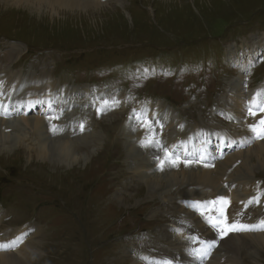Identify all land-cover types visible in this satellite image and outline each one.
I'll return each instance as SVG.
<instances>
[{"label": "rangeland", "instance_id": "rangeland-1", "mask_svg": "<svg viewBox=\"0 0 264 264\" xmlns=\"http://www.w3.org/2000/svg\"><path fill=\"white\" fill-rule=\"evenodd\" d=\"M102 1L105 2L100 7L90 11L64 10L54 15L45 5L40 9L0 0V33L5 32L18 40L0 38V57L16 49L12 52L15 57L12 70L22 68L25 75L45 73L62 84L86 85L93 93L114 89L125 103V108L115 115H105L99 123L98 115L94 117L97 129L104 131L99 140L106 143L94 157L93 147L86 149L76 145L72 149L80 154L79 159H71V154L67 159L59 158L51 152L41 156V152L32 148L30 151L14 150L12 146L8 147L9 151L0 153V177L5 179L2 192L0 188V203L31 212L34 220L29 224L43 225L39 239L33 241L35 246L24 254L38 248L33 264H133L131 255L136 252L153 257L170 255L174 251L175 259L179 244L194 256L192 244L202 221L195 223V213L191 212L188 215L191 225L184 229L176 222L184 216L167 205L178 204L191 194L175 191L173 196H166L163 192L185 184L186 179L175 176L174 185L153 189L140 175L146 169L139 167L137 153L140 158H150L154 162L152 156L157 147L139 145L138 136L148 128L133 121L134 113L125 127L137 136L136 148L128 145L130 134L121 128L123 119L135 107L151 106L162 111V114L156 111L159 118L172 111L185 123L196 121L209 126L218 120L226 121L217 105L223 106L222 98L228 96L230 82L238 76L237 67L229 61L228 50L232 45L236 49L240 41L252 35L264 37V0ZM3 46L7 50L1 49ZM263 61L254 75L256 78H252L255 83L263 78H260L264 75ZM107 101L112 104L109 99ZM180 122L174 126H180ZM164 126V123L155 125L152 121L154 132L146 138L155 135L160 141L165 135H159ZM180 138L182 136L176 140L181 141ZM50 140L55 138L50 137L47 142ZM232 154H225L223 159L227 160ZM49 158L52 160H47ZM235 158L236 162L239 157ZM57 159L60 164L54 163ZM242 163L234 169L231 178L235 173V177H241L243 185L253 176L255 184L249 185V182L242 190L249 193L252 188L248 196L264 194V166L257 165L251 174L243 175L239 173ZM3 166L11 173L2 172ZM154 166L156 173L161 175L159 163ZM180 172L176 168L171 173ZM225 185L228 184L215 186L219 188L217 197L222 196L219 191L224 190ZM24 186H27V194ZM5 195H12L14 202L19 201L20 205L10 204ZM262 205L264 199L251 207L259 217L264 216ZM29 219L30 216L25 215L21 221H9L2 231L12 229L15 233L21 228H15L17 224ZM38 226L34 227L39 231ZM166 227L174 228L175 236L184 238V243L181 238L172 246L174 242L167 241L172 237L164 233ZM29 239L24 240L27 245ZM220 242L219 250L225 251L228 242ZM255 246L256 250H252L249 246L237 245L232 253L235 262L260 264L261 261L264 264V243ZM183 263L188 262L183 260Z\"/></svg>", "mask_w": 264, "mask_h": 264}, {"label": "bare ground", "instance_id": "bare-ground-1", "mask_svg": "<svg viewBox=\"0 0 264 264\" xmlns=\"http://www.w3.org/2000/svg\"><path fill=\"white\" fill-rule=\"evenodd\" d=\"M1 1L3 2L4 0ZM10 1H13L15 5L25 4L31 5L32 7H39L40 9L41 6L45 5L47 8H50V13L52 12V14L54 15H58L64 10L75 11V9H83L86 11H90L93 8L100 7L102 3L105 2L102 0ZM253 36L254 35H252L250 37L252 39L248 41V43H254L250 47L255 45H262V43L254 42L255 37L253 38ZM228 51L231 63L235 66H238L239 71L237 74L238 76L230 82V88L227 90L228 96L222 98L223 107L219 110L227 120H229L231 123L233 122L232 124L236 125V128L233 131L228 130V125L225 124L223 120H221V124L212 123L209 126L205 123L196 121H193V123L186 121L185 123L180 120L178 114L175 115L174 113H172V111L166 112L164 117L159 118L156 115V111L161 114L162 111L155 110L151 106L133 108L132 111L129 112V116L123 119V126L121 128L124 132L130 134L128 145L130 144L132 148H136L134 140H136L137 136H135V134H131V132L125 127V122L132 121L131 115L132 113H134V110H136V112H143L148 118H151L155 125L164 123L167 134L163 136L164 146L159 153V157L161 159L164 157V150L166 148L170 149L176 155H182L181 160L188 158L184 153L182 147L179 146V141L176 140L178 139V136H182V138H180L181 140L188 141V146L189 144L198 140V143L200 145V155L203 154L206 157L203 163L193 162L192 165H185L184 163H181L178 167L180 168V173H171L167 170L160 175L153 171L154 165L152 161H150V158H146L144 160V158H140L139 153H137V162L139 161V167L146 169V171L143 172L144 174L140 175L144 176V178L149 182V184L152 185V188L155 190H157L156 188L163 189L169 185H174L175 176L185 178V184L175 185V189L170 187L169 191H166V189H164V194L166 196H168L169 194L173 196L175 191H182L185 192V195H194L190 198H200L197 201H209V197H211V200H215V195L219 190V188L215 186L218 183H220V185L222 186L223 182L234 179L228 184L230 186V190L224 194L225 197L230 198L232 203L227 208L229 222L237 218V213L243 212L244 215L243 217H241L243 222L252 223V221L250 220L252 216L251 207L249 206L247 209H244L243 205L241 204V201L247 202L248 199H243L240 201L238 200L245 194L247 195L249 193L248 191L246 193L244 192L245 188H243V185H241V177H235L234 173L233 177L231 178V174L237 167L236 162L234 161V159H236L235 157H239L240 161L243 162L239 168V173L243 175H249L250 172L252 173V169L255 166L257 167V165H260L261 167L264 166V140L256 141L258 143L253 144V146L229 155L227 157V160L223 159V156L227 153L218 151L214 154L211 151V145L208 142V140H210L209 136L212 134L215 138L221 140L224 143H230L229 141H236L235 143L245 145L244 141L252 136L249 127H245L249 126L252 123H255L260 118V115H264V113H261L257 116L256 119H250L252 116H249L247 114V108L251 101L255 100L257 103H264V82L259 83L252 91H248V93L247 90H243V88H246L245 86L243 87V83L244 81H247L246 78L250 76V74H252L253 66L257 62L258 58L256 57L255 53L249 54V56L245 59L233 57V46L229 48ZM14 61L15 57H13V53L11 51L7 55L0 57V105H3V107L0 108V153L2 151H9L8 147L12 146L14 147V150L15 148H23L30 151V149L32 148L36 150V152H41V156H47L51 152V154L56 155L59 158L64 157L67 159L68 155L71 154V159H79L80 154L76 153L72 149L73 145H76L86 149L87 146H89V149L93 147L94 150L92 152V157L96 156L105 145V142L102 143L99 140L100 135H103L104 131L98 130L96 127V121L94 120L95 112H97L98 114H114L118 111L119 108H125V103L121 102L119 99V92L117 90L111 89L109 91H101L94 94L91 93L90 89L86 85L80 87L77 85H72L68 82L62 84L60 82L52 80L45 73L38 75L37 73L32 74L31 72H29V75H25L22 68L17 71L11 69ZM249 65H251V67H249ZM49 81H52V83H49ZM258 92L260 93V96L256 95ZM92 99H94V101ZM107 99H109L110 101L115 100L116 103H112V105H110L107 103ZM91 108H94V111ZM101 108L103 109V111L98 112V109ZM52 116H59L60 118L58 120L50 119V117ZM102 120H104V117ZM133 121L136 120L133 118ZM179 121H181V125L175 127L174 124ZM81 122H83L85 125L84 131H80L79 128V124ZM99 122L100 120H98V123ZM53 125H58V127L53 129ZM50 137H54L55 140H50L49 142H47ZM146 137L147 133L143 132V134H140L138 136V139L145 140ZM138 139L137 141L139 143ZM89 141L90 143H88ZM186 146L187 145H185L184 147ZM130 151L137 150L131 149ZM47 160L52 159L49 158ZM60 162L61 161L57 159V161H55L54 163L60 164ZM75 164H77V162L71 164V167H73ZM250 177L252 180L254 179L253 176ZM234 184L237 185L236 189H233L232 187ZM240 185V193L234 192L239 190ZM242 188L244 189L243 191ZM172 199L174 201L177 200L173 197ZM191 203L192 202H180L178 204L175 203L172 205L170 203H167L170 209L174 211L176 210L177 212L181 213L182 217L184 216L181 219L178 218L176 222H178L185 229H187V227L183 219H189L188 215L191 212L195 213V217L197 215L196 219L195 217L193 218L195 223H200V220L204 219L203 217L209 214L205 212L202 206L198 209H193L190 206ZM215 207L218 208L219 205H216ZM201 212H205V215H201ZM0 215V218L5 216V212L0 211ZM206 225L207 226L205 227V230L207 231V241H211L210 238L216 232V230L213 229L211 225ZM35 229L36 230L33 235L31 234V237H29L30 239L28 238L29 243L36 237V234L39 233L37 227H35ZM11 231L13 230L8 229L5 231H0V235L4 234L8 236ZM24 231H26V228L24 227L16 229L15 233H11V239L13 240L17 238ZM164 233L172 237V239L168 238L170 240L167 239V241L172 240L174 242L172 246L182 238L181 236H175V229H173L172 227H166ZM228 238L234 241L236 247L237 245L249 246V248H251L252 250H256V244L264 243V234L255 232L233 233L230 234ZM27 246L28 245L26 241L23 240L21 246L16 247L17 251L10 252L1 250L0 264H21V260L25 263H28L31 257H29V255H26V257L23 256V253L25 252V248ZM177 247H179V251L180 249L184 250L180 246V244ZM168 249H171V251H173L172 248ZM16 252L20 256H18ZM127 254L129 253L127 252ZM182 254V260L186 262V260L189 259L190 256L186 252H182ZM156 256L162 257L168 256V254L155 255L153 257ZM151 257L152 256L150 255H143L141 252H136L135 254L131 255V258L134 259L133 264H152L157 261V258ZM211 257L212 259L210 261ZM224 257L226 258L225 262L222 261L223 256H221V254L217 255V253L214 252L213 256L210 255L205 260L207 263L214 264H225L226 262L231 260L227 256ZM215 258H217L218 260ZM165 259L171 260L172 264L178 263L177 259L173 261L172 257H165L164 259H162V261ZM194 261L195 260L192 259L191 262Z\"/></svg>", "mask_w": 264, "mask_h": 264}, {"label": "snow or ice", "instance_id": "snow-or-ice-1", "mask_svg": "<svg viewBox=\"0 0 264 264\" xmlns=\"http://www.w3.org/2000/svg\"><path fill=\"white\" fill-rule=\"evenodd\" d=\"M249 67H251V65H249ZM256 95L260 96V93L258 92ZM111 102L116 103L115 100H112ZM2 107L3 105H0V108ZM102 111V108L98 109V112ZM261 113H264V103H257L255 100L251 101L247 108V114L252 117H257ZM59 118V116L50 117V119L56 120H58ZM133 118L138 123H140L142 127L148 128L150 132L153 131L152 121L143 112H136V110H134ZM56 127H58V125H53V129H55ZM79 128L80 131H84L85 125L83 122L79 124ZM249 130L252 133V136L244 141L245 144L252 143L255 140H264V115H260V118L255 123L250 124ZM229 142L235 143L236 141ZM141 144L145 147H162V144L155 138V135H153L151 139L146 138L145 140L141 141ZM205 159L206 157L202 154L196 160V162L203 163ZM157 160L159 161V167L161 171H163L165 166L168 164H171L175 167H179L181 163H184L185 165L190 164V161L188 159L181 160V157L179 155H176L174 152L167 148L164 150V157L162 159L160 157H157ZM262 199H264V194L254 196L247 202L241 201V204L243 205L244 209H247L250 205H259ZM209 205H211L212 207H209ZM216 205H219V207L216 208ZM230 205V198L225 196L217 197L212 201H195L191 203L190 206L193 209H198L202 206L205 212L209 213L206 217L208 224L211 225V227L215 229L217 233V238L211 241H200L199 237L195 238L199 243L202 244V247L193 250L201 262L204 259H207L211 255L213 250H215L219 246L220 241L225 237H228L230 234L264 231V218L258 219L255 223H245L241 219V217H243L244 215L243 212L237 213V218L229 222L227 208ZM205 212H201V215H205ZM217 212L219 213L218 215H216ZM27 235V232H22L17 238L13 240L0 242V250H11L12 248L22 243L23 240L27 238ZM161 264H172V261L165 259L161 262Z\"/></svg>", "mask_w": 264, "mask_h": 264}]
</instances>
